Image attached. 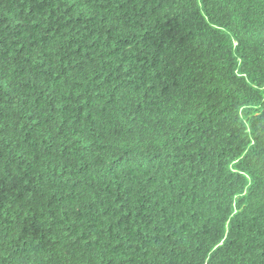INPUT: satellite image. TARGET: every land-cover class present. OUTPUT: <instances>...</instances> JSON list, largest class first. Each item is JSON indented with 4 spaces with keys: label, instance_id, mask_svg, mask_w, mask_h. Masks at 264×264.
<instances>
[{
    "label": "trees",
    "instance_id": "obj_1",
    "mask_svg": "<svg viewBox=\"0 0 264 264\" xmlns=\"http://www.w3.org/2000/svg\"><path fill=\"white\" fill-rule=\"evenodd\" d=\"M0 264H264V0H0Z\"/></svg>",
    "mask_w": 264,
    "mask_h": 264
}]
</instances>
